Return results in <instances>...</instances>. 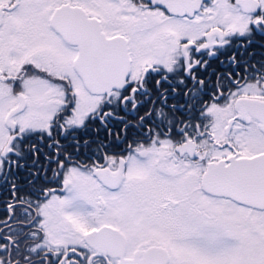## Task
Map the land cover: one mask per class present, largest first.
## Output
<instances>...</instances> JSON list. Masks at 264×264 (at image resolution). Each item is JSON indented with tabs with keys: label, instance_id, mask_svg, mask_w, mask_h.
I'll return each instance as SVG.
<instances>
[{
	"label": "snow or ice",
	"instance_id": "obj_1",
	"mask_svg": "<svg viewBox=\"0 0 264 264\" xmlns=\"http://www.w3.org/2000/svg\"><path fill=\"white\" fill-rule=\"evenodd\" d=\"M0 264H264V0H0Z\"/></svg>",
	"mask_w": 264,
	"mask_h": 264
}]
</instances>
